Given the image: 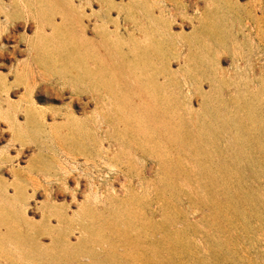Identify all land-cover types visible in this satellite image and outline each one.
<instances>
[{
  "label": "rangeland",
  "instance_id": "rangeland-1",
  "mask_svg": "<svg viewBox=\"0 0 264 264\" xmlns=\"http://www.w3.org/2000/svg\"><path fill=\"white\" fill-rule=\"evenodd\" d=\"M0 264H264V0H0Z\"/></svg>",
  "mask_w": 264,
  "mask_h": 264
},
{
  "label": "bare ground",
  "instance_id": "bare-ground-1",
  "mask_svg": "<svg viewBox=\"0 0 264 264\" xmlns=\"http://www.w3.org/2000/svg\"><path fill=\"white\" fill-rule=\"evenodd\" d=\"M245 7V6H244ZM239 8H241V6H239ZM244 10V9H243ZM245 12H243V14H244ZM253 21H254V19H253ZM249 24V23H248ZM174 126H172V128H173ZM174 129V128H173ZM142 129H140V131H141ZM173 134H174V131H173ZM174 135H176V134H174ZM182 145H184V144H182ZM119 146V145H118ZM186 146V145H185ZM187 148V147H186ZM22 150V149H21ZM154 153V152H153ZM137 154V153H136ZM186 155V154H185ZM128 156V155H127ZM154 156V155H153ZM156 157V156H155ZM158 157V156H157ZM156 157V158H157ZM188 158V157H187ZM94 160H95V158H94ZM100 161V160H99ZM89 163V162H88ZM77 166V165H76ZM152 166V165H151ZM149 168V167H148ZM150 170V169H149ZM77 182V181H76ZM85 184V183H84ZM119 185H120V183H119ZM72 187H74L75 189H76V191L77 190H80V188H81V186H79V184H78V182L77 183H75L74 184V186H72ZM74 188H71V189H74ZM92 189V188H91ZM90 189V190H91ZM84 190H86L85 188H84ZM92 192V191H91ZM92 196V195H91Z\"/></svg>",
  "mask_w": 264,
  "mask_h": 264
}]
</instances>
